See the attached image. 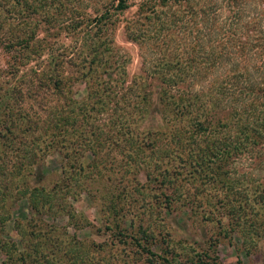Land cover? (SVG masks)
<instances>
[{"label":"rangeland","instance_id":"obj_1","mask_svg":"<svg viewBox=\"0 0 264 264\" xmlns=\"http://www.w3.org/2000/svg\"><path fill=\"white\" fill-rule=\"evenodd\" d=\"M95 1H82L78 10L90 11ZM139 1L130 0L121 12L111 9L105 30L93 35L92 40L107 38L118 47L112 58L103 56V63L117 59L116 70L122 66L125 70V89L109 74L108 94L104 89L108 74L101 67L93 72L96 80L80 77L86 53L83 36L74 40L62 30L45 38L37 28L35 37L44 40L41 55L29 54L28 59L23 58L28 52L22 56L18 46L0 40V93L9 84L19 91L8 100L14 110L9 115L13 126L5 130L0 124V264H264V128L260 143L242 148L218 174L209 170L215 169L213 160L203 174L193 168L189 152L178 155L163 149L168 147L167 129L173 127L157 116L158 88L150 86L145 100L139 95L141 71L153 75L156 68L150 60L153 46L129 40L124 31L126 22L140 15ZM17 15L14 11L6 18L17 23ZM60 21L61 17L55 24ZM169 38L174 42L173 34ZM48 51L67 55L54 71L61 75L62 95L50 89L29 95L32 82L26 72L52 68L34 65L45 63ZM141 56L148 64L142 65ZM210 67L206 65L205 76L194 84L202 101L197 100L185 118H169L173 126L183 123L185 136L193 128L189 116L212 114L209 83H221L230 73V65H215L214 74L207 73ZM243 70L252 81L264 78L252 65ZM234 88L231 84L225 93L235 94ZM95 90L101 94L94 95ZM228 98L221 97L222 103ZM65 100L72 108L63 111L73 115V123L64 127L59 135L63 139L48 145L42 133L45 121ZM249 102L246 97L235 106L246 108ZM229 123L226 119V126ZM226 126L216 128L212 136L234 138V127ZM196 137L205 142L204 134ZM165 195H171L168 203ZM138 227L153 233L152 238L139 240L149 246L151 256L130 239Z\"/></svg>","mask_w":264,"mask_h":264},{"label":"trees","instance_id":"obj_2","mask_svg":"<svg viewBox=\"0 0 264 264\" xmlns=\"http://www.w3.org/2000/svg\"><path fill=\"white\" fill-rule=\"evenodd\" d=\"M82 1L84 0H13L12 2L0 0V30L5 26L4 24L7 26L5 33L0 37L1 43L18 46L22 56L24 52H28L23 57L28 59L29 54L41 55L40 45L44 40L42 37H35L37 28H41L45 38H53L62 30L71 33L74 40L83 36L86 53L81 57L84 70L81 71L80 77L94 80L93 72L97 67H101L102 72L108 74L104 87L105 94H108L110 89L106 87L111 78L109 74L113 81L119 82L121 88L125 89L123 66L121 71L116 70L117 66L113 64L117 63V59H113L108 65L103 63L106 54L111 55L112 58L114 53H117V45L107 38L99 41L100 36L98 39H92L94 34L105 30L112 15L111 9L121 12L129 6L130 0H106L101 4L96 0L90 11H80L78 8L81 7L79 5ZM138 10L140 15L126 22L124 26L125 37L140 44L151 43L153 46H150L153 54L150 60L156 68L152 69L153 75L142 69L144 83L139 89V95L145 100V96L151 91L150 86L158 88L157 116L161 121L168 122L167 127H173L172 129L166 127L168 147L163 149L179 153L178 155L183 153L187 155L189 152L194 159L193 168L203 174L206 173L204 167L208 166V161L213 160L211 165L213 164L212 167L215 169L209 170L218 174L221 166L227 164L229 158L231 160V157L246 146L255 147L261 140L259 136L261 129L264 128V78L261 76L264 73V0H140ZM14 11L18 14L17 23L6 18ZM60 17V23L55 24ZM155 31L158 33L156 36L153 34ZM161 31L163 32L159 34ZM164 34L167 36L165 41L162 37ZM169 34H173L174 42L169 38ZM178 36L180 37L177 39ZM64 57L67 55L48 51L45 63L42 60L40 63L35 61L34 65L53 67L47 69L36 67L26 72L33 84L29 95L35 94L34 92L40 89H50L53 93L62 95V78L54 71H57L55 65H60ZM141 60L142 65L148 64L142 56ZM206 65H211L207 73L213 72L215 65H230L228 68L230 73L220 80L221 83H209L207 93L214 108L212 114L205 118L189 116L191 123L189 121L188 123L193 128L190 134L185 136L186 128L183 129V123L173 126L169 118L172 120L185 118L187 113L189 115L192 113V105L197 100L202 101L198 96L199 93L193 90L194 84L203 75L205 76ZM245 65H252L253 71L261 76L260 79L252 81L249 75L243 72ZM166 73L167 77H164ZM231 84L233 88L235 87V94L225 93V88L227 89ZM15 87L13 84L1 87L0 113L3 115L0 117V124H4L5 130H10L13 126L9 115L13 114L14 110L9 106L8 100L12 99L15 93H19ZM93 94L101 93L95 90ZM111 95L109 99H113L115 92ZM224 96L229 97L228 103H222L221 97ZM246 97L250 101L246 106L247 111L245 105L240 108L235 106L246 100ZM70 102L77 103L73 100ZM77 105L78 112L83 117L86 116L85 109ZM60 106L61 109L45 121L46 126L42 133L47 138L48 145L56 144L59 137L63 139V135H59L65 130L64 127L73 123V115L71 118L63 111L66 109L68 111L72 107L66 100ZM215 106L221 107L218 110ZM55 107L57 108L56 105ZM72 111L75 112L74 109ZM226 119L230 120V126L229 124L226 126ZM220 126L234 127L232 131L234 138L224 134L219 137L212 136L215 129ZM199 133L204 134V143H200L201 140L196 137ZM2 136L6 138L4 134ZM175 156L171 154V157ZM221 172L224 170L221 169ZM167 188L173 196L171 185H167ZM170 196L165 195L167 203V198ZM232 207L231 205L227 208L232 211ZM115 227L120 232V228L117 225ZM138 234L139 236L141 234V237H138ZM152 235L153 233H146L142 227H138L130 239H134L135 243L151 256L153 253L149 246L143 247L139 240H147L152 238Z\"/></svg>","mask_w":264,"mask_h":264}]
</instances>
